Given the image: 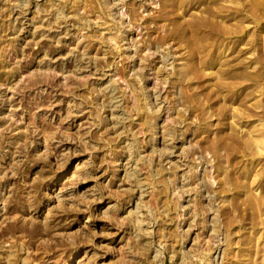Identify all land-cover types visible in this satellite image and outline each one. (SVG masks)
I'll return each mask as SVG.
<instances>
[{"label":"rangeland","instance_id":"rangeland-1","mask_svg":"<svg viewBox=\"0 0 264 264\" xmlns=\"http://www.w3.org/2000/svg\"><path fill=\"white\" fill-rule=\"evenodd\" d=\"M264 264V0H0V264Z\"/></svg>","mask_w":264,"mask_h":264},{"label":"bare ground","instance_id":"bare-ground-1","mask_svg":"<svg viewBox=\"0 0 264 264\" xmlns=\"http://www.w3.org/2000/svg\"><path fill=\"white\" fill-rule=\"evenodd\" d=\"M65 264H67V263H65Z\"/></svg>","mask_w":264,"mask_h":264}]
</instances>
